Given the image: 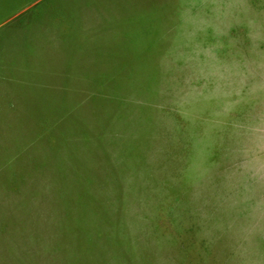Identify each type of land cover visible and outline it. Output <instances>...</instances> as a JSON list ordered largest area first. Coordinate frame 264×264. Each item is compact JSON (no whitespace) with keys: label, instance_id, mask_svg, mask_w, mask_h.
I'll return each mask as SVG.
<instances>
[{"label":"rangeland","instance_id":"rangeland-1","mask_svg":"<svg viewBox=\"0 0 264 264\" xmlns=\"http://www.w3.org/2000/svg\"><path fill=\"white\" fill-rule=\"evenodd\" d=\"M0 264H264V0H0Z\"/></svg>","mask_w":264,"mask_h":264}]
</instances>
